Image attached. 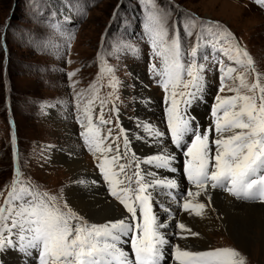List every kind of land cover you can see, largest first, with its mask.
<instances>
[{
    "label": "rangeland",
    "instance_id": "1",
    "mask_svg": "<svg viewBox=\"0 0 264 264\" xmlns=\"http://www.w3.org/2000/svg\"><path fill=\"white\" fill-rule=\"evenodd\" d=\"M64 1L71 12L68 14L70 23L57 16L61 3L55 0H0V192L3 193L0 205L15 180L16 158L22 185H31L56 196L58 202H66L68 208L66 190L72 175L65 163L54 155L68 159L78 152V159L84 161V172L100 171L97 165L109 153L102 155L90 151L81 135L85 131L82 124L87 123L82 101L99 97L91 110L96 125L99 124L100 100H105L103 116L111 123L100 128L105 137L111 129L106 144L114 141L122 144L119 128L107 112L109 102L126 115L130 114L120 115V118L136 130L141 123L165 127L166 121L164 124V120L162 123L157 118V99H169L163 103L171 106L173 91L178 93L176 100H182L179 93L191 89H185L183 83L176 88L169 83L167 91L163 86L155 88L158 78L152 66L155 64L160 69L162 61L154 56L146 29L149 16L154 12L163 14L169 38L179 35L185 63L191 62V49L199 45L195 60L204 65L203 84L208 82L202 91L201 103L189 109L198 111L196 107H203L205 110L216 104L218 95H233L227 90L220 93L216 89L215 76L221 74L217 61L223 60L225 69L233 65L200 38L202 34L207 35L208 26H218L235 37L233 43L246 50L254 62L255 72L248 73L247 81L255 82L256 73H260L264 83V7L254 0ZM234 66L239 73L247 72L239 65ZM70 73L75 75L70 77ZM158 77L161 81L162 77ZM188 79L186 75L183 77L185 81ZM113 80L115 86L110 87ZM143 90L148 97L152 94L149 97L152 102L142 107L138 120V102ZM132 182L134 186L136 179ZM77 215L89 224L102 225L89 221L82 214ZM176 224L173 222L174 226ZM175 238L180 240L179 235ZM222 247L239 251L245 264H264L262 252H243L225 235L211 232L209 248ZM3 259L2 264H5Z\"/></svg>",
    "mask_w": 264,
    "mask_h": 264
},
{
    "label": "snow or ice",
    "instance_id": "2",
    "mask_svg": "<svg viewBox=\"0 0 264 264\" xmlns=\"http://www.w3.org/2000/svg\"><path fill=\"white\" fill-rule=\"evenodd\" d=\"M254 2L264 7V0ZM146 29L154 56L160 57L162 61L160 69L153 64L154 74L162 77L161 84L165 91L169 83L173 88L179 83H183L185 89L190 88L186 93H179L183 98L182 103L186 107L190 106L199 98L203 89L204 65L197 64L195 60L199 45L191 49V62L185 63L179 35L168 37L163 14L154 12L150 15ZM188 34L191 35V32ZM200 38L211 44L233 65L225 69L224 61H217L221 72L219 91L227 90L233 95L216 97L217 103L212 109L214 127L201 131L191 118H185L178 111V93L172 92L171 106L167 109L171 143L176 149H182L183 155L189 158L185 161V171L188 181L197 189L195 196L204 195L208 202L185 200L184 210L194 212L196 216H202L211 203L209 189L220 188L237 199H259L264 202V83L261 74L256 73L255 82L247 81L248 73L255 72L253 59L238 43H233L235 37L230 32L218 26H208L207 35L202 34ZM234 65H239L247 72L239 73ZM107 71L111 72V69ZM73 75L75 73L69 74L70 77ZM185 75L189 78L186 81L183 80ZM115 83L113 80L109 86L114 87ZM96 99L99 97L82 101L87 123L82 124L85 131L81 135L89 144L90 151L102 155L115 151V155L104 156L97 166L109 184L111 195L124 206L129 217L103 225L89 224L68 208L66 202L60 204L58 197L31 185H22L19 179H15L3 206H0V252L13 245L10 237L16 235L21 242V251L30 255L29 250H37L40 264H161L164 260V246L169 241L160 231L165 226L158 222L152 211L151 194L147 193V189L153 187V184L142 182L139 171H134L138 187L131 188L132 177L126 172L130 165L119 163L128 154L129 140L125 136L123 152L119 144L105 143L111 137V129L105 137L101 135L99 125L111 121L104 119L102 107L105 100L101 99L99 124H93L91 110ZM149 131L152 129L149 128ZM153 134L159 137L165 135L160 131ZM186 137H190V140L186 141ZM173 160L175 155L166 153L152 157L147 163L168 169ZM171 170L174 172L176 169ZM155 183L166 184L169 188L176 187L174 180H157ZM130 192L133 195L129 196ZM0 195L3 193L0 192ZM187 196L192 197L193 192L189 190ZM178 227L192 236L199 235L191 232L183 223ZM122 237H128V240H122ZM123 244H130V253L124 250ZM174 248V258L179 264H245L241 253L232 248L207 251H189L178 245Z\"/></svg>",
    "mask_w": 264,
    "mask_h": 264
},
{
    "label": "bare ground",
    "instance_id": "3",
    "mask_svg": "<svg viewBox=\"0 0 264 264\" xmlns=\"http://www.w3.org/2000/svg\"><path fill=\"white\" fill-rule=\"evenodd\" d=\"M145 92L144 90L141 92L142 99L138 102L136 116L138 120L140 119L139 112L142 111V107L152 102L151 98H149L152 97V94L148 97L145 95ZM148 98L150 100L149 102ZM121 123L128 135V150L130 156L136 158L147 167L145 180L150 183L156 182L157 180H171L168 176H164L163 173L152 169L151 164L147 163L152 156L172 153L162 141L161 137L153 134L157 127L151 123H141L140 129L136 130L134 129L135 127L133 128L124 118L121 119ZM149 128L152 129L151 132ZM73 154L74 158L70 156L68 159L63 156L54 155V157H58L59 160L65 163L67 170H69L72 175L71 184L66 190V198L73 212L82 214L89 221L101 223L102 225L126 218L125 213L122 212L113 201L107 199L108 196L103 191L99 178L95 174L84 172V161L83 159H78L79 153ZM79 181H84V183H79ZM191 191L193 192V196L186 198L187 200H192L194 203H208L206 196H195V192L197 191L196 188ZM209 195H211L212 198L211 203L206 207L202 216H196L194 212L189 211L180 212L176 209L174 214L176 218L169 222V230L167 233L162 232L169 241V243L164 246L166 252L168 251L166 254L167 261L172 258V264H179L174 258V246L176 245L189 251L211 250L209 248V236L213 231H218V233L225 235L239 248V250L243 252L250 251L255 254L262 252L261 255L263 256L264 205L248 202L243 203L234 200L228 194H222L211 189H209ZM173 222L177 224L174 226ZM180 223H183L186 228L191 229V232L198 233L199 235L192 236L186 231L182 232L178 227ZM174 234L179 235L180 240H177V238L174 239ZM182 236L185 238H181ZM23 262H25V260L20 261L19 255L9 251L3 259V263L5 264H22Z\"/></svg>",
    "mask_w": 264,
    "mask_h": 264
},
{
    "label": "water",
    "instance_id": "4",
    "mask_svg": "<svg viewBox=\"0 0 264 264\" xmlns=\"http://www.w3.org/2000/svg\"><path fill=\"white\" fill-rule=\"evenodd\" d=\"M55 1H56L57 3H58V2L62 3V0H55Z\"/></svg>",
    "mask_w": 264,
    "mask_h": 264
}]
</instances>
